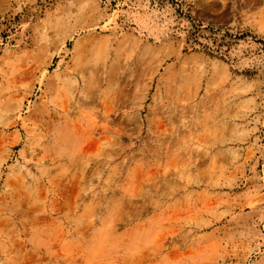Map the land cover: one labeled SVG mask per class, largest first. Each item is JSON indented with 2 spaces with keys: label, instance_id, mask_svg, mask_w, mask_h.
<instances>
[{
  "label": "rangeland",
  "instance_id": "rangeland-1",
  "mask_svg": "<svg viewBox=\"0 0 264 264\" xmlns=\"http://www.w3.org/2000/svg\"><path fill=\"white\" fill-rule=\"evenodd\" d=\"M0 264H264V0H0Z\"/></svg>",
  "mask_w": 264,
  "mask_h": 264
},
{
  "label": "bare ground",
  "instance_id": "bare-ground-1",
  "mask_svg": "<svg viewBox=\"0 0 264 264\" xmlns=\"http://www.w3.org/2000/svg\"><path fill=\"white\" fill-rule=\"evenodd\" d=\"M136 21V20H135Z\"/></svg>",
  "mask_w": 264,
  "mask_h": 264
}]
</instances>
